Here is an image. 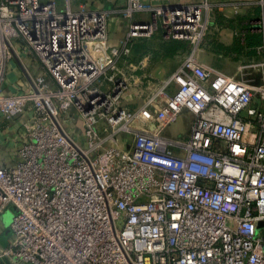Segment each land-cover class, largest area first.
<instances>
[{
  "label": "built area",
  "instance_id": "2783aa9c",
  "mask_svg": "<svg viewBox=\"0 0 264 264\" xmlns=\"http://www.w3.org/2000/svg\"><path fill=\"white\" fill-rule=\"evenodd\" d=\"M150 1L176 3L128 0L126 17L151 12V21L132 23L126 43L162 29L199 44L208 0ZM57 7L0 0V113L30 119L14 162L0 156V217L13 207L0 264H264V58L252 63L262 82L250 84L192 54L168 82L174 95L155 102L161 126L138 130V115L151 113L122 104L129 85L116 60L130 49L108 44V14ZM254 25L264 34V15ZM19 40L42 72L29 75L31 91L4 94ZM184 111L195 116L189 140L165 137ZM62 112L70 126L79 118V135ZM123 128L134 135L129 149L117 143Z\"/></svg>",
  "mask_w": 264,
  "mask_h": 264
},
{
  "label": "crops",
  "instance_id": "0c3cea01",
  "mask_svg": "<svg viewBox=\"0 0 264 264\" xmlns=\"http://www.w3.org/2000/svg\"><path fill=\"white\" fill-rule=\"evenodd\" d=\"M67 2L70 3V0H67ZM208 3L210 4L212 14L208 11L205 12V18L208 22L215 23V28L219 27V32L215 38L216 41H210V44L215 42V46L218 45L219 47L225 48L222 49V51L216 48L214 49L217 55L222 58L220 61L224 63L217 68L220 70L221 67L228 65L231 70L226 73L244 79L250 84L261 83L262 73L254 69L252 63H259L264 58V36L259 32L251 31V34H249L250 37L256 36L255 33H258L262 39L258 41L251 39L249 43H246L244 42L246 31L242 30L240 32L241 34H239L237 25L243 26L247 24L248 21L262 18L264 9L256 4L258 0H208ZM83 4L87 7L85 10L103 11L100 10L103 5L100 0H84ZM155 6L160 5H154V7ZM123 10L124 9H120L118 10V13L120 12L119 14L116 13L112 17L109 16L108 22V44L111 47L116 46L121 48V51L124 46H128L126 40L131 24L134 22L148 23L151 21V12H142L150 14V20H145V14L143 18L137 16L133 17L134 14L131 18H128L122 13ZM104 12L110 14V12L116 11L108 9ZM212 15H215V17L217 15L222 19L216 21ZM117 25L119 26L118 28ZM115 31H117L116 34ZM152 35L154 36L152 37ZM152 35L141 38V40L137 38L132 39L133 43L142 41L150 43L147 54L143 55L139 61L130 60L129 57L134 56L133 50H130L128 54L129 59L126 61L120 58L116 60V73H122L129 85L128 89L122 94L123 106L133 113H138L142 108L149 110L151 113V117H149L148 121L144 122L147 126H143V123L138 126L133 122V127L138 130L146 129L147 127H157L156 124H158V122L160 124L163 123V116L157 114L159 107L157 104L164 103L176 92L177 85L168 82L173 74L179 72L183 68L187 58L193 54L197 60L205 64V60L201 59L196 54V48L191 51L183 49L173 51L170 49L172 46L170 45L171 42H169L170 39L164 37V31L162 29ZM239 35L240 37H238ZM237 38H240V44L238 45L240 49L226 52V48H231ZM151 44H153V46ZM208 67L214 69L211 66ZM41 72V64L35 53L28 46L21 45L20 43L19 46H16L13 55L6 62L1 90L4 94L31 91L32 85L29 75L35 77L41 74ZM52 80L53 78L50 75V82H52ZM155 102H157V104H155ZM194 119L195 116L193 113L184 111L175 122L165 127L164 136L173 141L179 140L186 143L191 135L192 122ZM15 120L14 124L6 125L3 127L2 131H0V156L6 165H10L14 162V153H16L14 150L19 148L22 144L21 142L25 141V127L27 122L30 121L26 113L16 117ZM76 135H79V132L76 133ZM133 141V136L129 137L128 135L122 136V138L119 136L117 139L118 145L125 149L131 148ZM176 150L179 151V155L175 154L171 148L173 154L180 157L185 156L186 150L183 147L177 146ZM0 225H5L1 219Z\"/></svg>",
  "mask_w": 264,
  "mask_h": 264
},
{
  "label": "rangeland",
  "instance_id": "374dc122",
  "mask_svg": "<svg viewBox=\"0 0 264 264\" xmlns=\"http://www.w3.org/2000/svg\"><path fill=\"white\" fill-rule=\"evenodd\" d=\"M56 1H57V6H58L57 9L59 11H64L67 8V3H68L67 0H56ZM100 1H102V4H103L100 10L107 11L108 9H110L111 11L112 10L116 11V12H110V14H108V12H106L108 14V22H109V16L112 17L114 14L118 13V10H120V9H124L125 10L128 7V3H129L128 0H108V1L107 0H100ZM140 1L143 4H148V5H152V6H154V5L165 6V5H169V4H172V3H176V1H174V2H152L150 0H140ZM193 1L194 2L195 1L199 2V0H193ZM83 3H84V0H70L71 9L73 11H81L83 9H86L87 7ZM256 4L259 5V3H256ZM91 7H93V6H91ZM124 10H123L122 13H124ZM207 11L210 12V14H212L211 13L212 12L211 10H204V15H205V12H207ZM144 14L146 15V17L144 19L145 20H150V14L142 13V12H140V13L137 12L136 14L134 13V16L133 17L137 16V17L143 18L144 17L143 16ZM212 16H214V18L216 19V21L218 19H222L221 17H219L217 15H216V17H215V15H212ZM204 20H205V18H204ZM240 20H242V19H240ZM214 24L215 23H211V22H208L207 23V25L205 27V30L203 32V35H202V38H201L199 44L197 46L196 45H193V49L194 48L197 49V53L196 54L201 59L205 60V64L206 65L211 66L214 69L216 68V70H219V68H217V67L219 65H223L224 63L220 61V59L222 60V58H220L217 55V53L214 51L215 48L218 49V47L215 46L216 43L215 44H210L211 43L210 41H216L215 38L217 37V34L219 32V30H218L219 27L215 28ZM254 26L255 25H254V22L253 21L252 22L251 21H248L247 24H244L243 26L237 25V27H238L237 28L238 29V33L241 34L240 32L242 30H246L247 28L248 29H251V27H253V29L256 28ZM118 27L119 26L117 25V28ZM160 31H161V29H160ZM116 33H117V31H115V34ZM153 36L154 35H152V37ZM238 37H240V35ZM140 40H141V38H140ZM20 43H21L20 40L19 41H15L16 46H19ZM135 44H136V47L139 49V52H137L135 54V56H136L135 58L138 59V60H140L143 55L147 54V52H145V51H148L149 50L148 49V46H149L150 43L145 42V41H142V42H136ZM151 45L153 46V44H151ZM120 59L121 60H124V61L127 60V58L125 56H123V55L120 56ZM120 66H122V65H120ZM221 69L219 71H222L224 73H226V72H228V71L231 70L228 65H225V66L221 67ZM226 74H229V73H226ZM119 76L120 75L116 76V78L119 77ZM157 112H158L157 113L158 115L161 114L159 112V110ZM70 115H71V112H67V113L62 112V114L60 115V120L63 123H67L66 125H67V127H70V129L71 128H74L75 129V132L78 133L79 132L78 131V128H81V122L79 121V118H77L76 119L77 122H74L77 125L70 126L69 125V122H68L70 120L69 119V116ZM158 115H156V116H158ZM138 119L139 120L134 121V124H137L138 126L141 125V122H145L146 121V119H145V117L143 115H138ZM15 121H16L15 119L14 120L13 119L10 120L6 115H4V114L1 113V115H0V131H2V129H3L4 126H6L8 124L9 125H12V124H14ZM156 125H157V127H159V125L161 126V124L159 122ZM120 132H121V134H119V135H120L121 138H122V136L124 137V136H127V135L129 137L130 136H133L134 137V135L132 133H130V132H127V130L125 128H123ZM163 135H165V130H163ZM23 142H21V143H23ZM219 144L223 146V144H221V143H219ZM169 148L170 149L172 148V150L174 151L175 154H178L179 153V151L176 150L177 149V146L176 145L171 144ZM17 150L18 149H15L14 152H17ZM223 150H225V148H223ZM16 156H17V153H14V158ZM12 214H13V207L10 206L7 209V211L0 217V219L3 220V223L5 224L2 227L0 226V249H8L10 247V242L13 239V233H12V231L10 229V223H11V220H12ZM13 260L15 262L12 261V262H10V264H32V263H26V262L19 261V260H15V259H13ZM8 263H9V261H8Z\"/></svg>",
  "mask_w": 264,
  "mask_h": 264
},
{
  "label": "trees",
  "instance_id": "16d2710c",
  "mask_svg": "<svg viewBox=\"0 0 264 264\" xmlns=\"http://www.w3.org/2000/svg\"><path fill=\"white\" fill-rule=\"evenodd\" d=\"M243 18V17H242ZM252 22V21H251ZM254 22V21H253ZM243 31H246V34H245V36H244V42H246V43H249L250 42V40L251 39H254V40H261L262 38L259 36L260 34H258V33H255L256 34V36H249V34H251V31H254V32H259V33H261L263 36H264V34L262 33V32H260V31H257L256 29H253V27H251V29H246V30H243ZM163 33V32H162ZM261 35V36H262ZM131 42V43H130ZM169 42H171L170 43V45H172L171 47H170V49H172L173 51H175V50H178V49H183V50H189V51H191L192 49H193V44L189 41V40H180V39H173V38H171L170 40H169ZM130 44V45H129ZM213 44H215V42L213 43ZM240 44V38H237L236 40H235V43H234V45L230 48H226V52H229V51H234V50H238V49H240V47L238 46ZM241 46H242V44H241ZM217 47H218V50H221L222 51V49H225V48H223V47H219L218 45H217ZM128 48L130 49V50H133L134 51V56H132V57H129L130 58V60L131 61H139L138 59H136L135 57V54L137 53V52H139V49L136 47V44L135 43H133L132 42V40L131 41H129V43H128ZM132 48V49H131ZM145 52H148V51H145ZM123 56H125L127 59H129L128 58V55H124L123 54ZM142 58V57H141ZM136 59V60H135Z\"/></svg>",
  "mask_w": 264,
  "mask_h": 264
}]
</instances>
